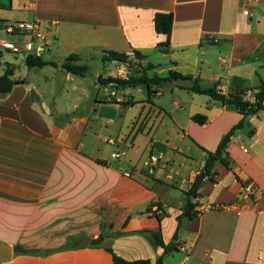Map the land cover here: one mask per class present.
Masks as SVG:
<instances>
[{
  "label": "crops",
  "instance_id": "0c3cea01",
  "mask_svg": "<svg viewBox=\"0 0 264 264\" xmlns=\"http://www.w3.org/2000/svg\"><path fill=\"white\" fill-rule=\"evenodd\" d=\"M155 14L169 15L163 33L155 32ZM24 20L38 22L50 45L43 53L48 59L40 57L56 66L27 68L36 74L24 77L17 64H25V56L13 54L15 62L6 63L11 79L22 83L0 93V243L12 248L11 260L0 264H113L107 249L150 264L160 257L163 264H264V109L243 117L167 82L150 97L138 95L143 87L124 88L138 90L117 97L109 85L105 99L117 103L105 105L116 115L104 119L97 116L103 103L96 102L102 101L89 94L120 68L103 62L104 52H135L143 67H154L149 76L172 71L201 89L244 91L242 100L251 102L264 81V0H0V35H7L6 25ZM72 53L88 71L98 62L109 72L81 77L87 89L79 100L86 106L71 116L80 101L61 110L54 97L59 87L66 96L78 86L79 76L60 68ZM161 65L172 67L157 72ZM47 94L52 97L45 99ZM126 109L136 112L124 116ZM194 115L204 116L205 124L194 122ZM241 120L226 147L229 166L215 164L213 180L204 181L197 200L238 202L239 179L253 182L254 200L239 214L218 210L183 221L177 250L163 256L144 232H160L164 244L171 243L206 152ZM156 144L165 151L155 152ZM152 156L157 161L145 165ZM97 238V245L77 247ZM16 246L25 252L15 253ZM35 252L42 255L30 254Z\"/></svg>",
  "mask_w": 264,
  "mask_h": 264
},
{
  "label": "trees",
  "instance_id": "16d2710c",
  "mask_svg": "<svg viewBox=\"0 0 264 264\" xmlns=\"http://www.w3.org/2000/svg\"><path fill=\"white\" fill-rule=\"evenodd\" d=\"M169 20V15L167 14H155L154 16V29L155 32L160 34L165 31L166 22ZM164 46L165 44H161ZM136 55L139 58L142 56L138 53ZM103 62H118V63H126L127 57L125 54H121L118 52L108 51L104 52L102 57ZM78 57L76 55L68 56L63 63H61L60 68L65 70L67 73H70L75 76L85 77L87 75L88 68L86 65H78ZM25 66L28 69L31 68H42L44 66H56L55 63L45 61L41 57L35 56H27L25 58ZM3 74L0 76V93L6 94L11 91L12 87L15 84H19L18 80H12L13 70L9 68V65L6 64L4 67ZM154 69V67L148 64L146 67H141L139 70H135V72L127 79L121 80L112 77H107L105 79H101V83L104 85L116 84L117 86L128 85L129 87H143L147 90L148 96H153L156 94V89L161 88L165 82L169 80H176L179 78H183L180 74H177L172 71H168L169 74L167 77H160L158 74H153L152 76L148 75L149 70ZM117 89V88H116ZM192 93L207 95L212 100L220 102L223 105L228 107H232L238 111L243 117H246L251 114H257L264 109V81H261L259 86L257 87L256 93L254 95V102H248L242 100L241 96L244 94V91L238 92L236 94L223 95L217 91L216 85L210 89H201L196 81H194L193 86L189 88ZM103 104H116L114 101H106L103 100ZM124 104V103H123ZM133 105V102L125 103ZM194 122L199 125H203L206 122V118L202 115H194L191 118ZM242 126V120L233 126L220 140L219 144H217V148L213 152H206V157L204 160V164L200 172L196 175L195 179L191 183V186L185 192V202L183 206L182 213L177 217V230L172 238L171 243L168 245L164 244L163 239L161 238L160 232H149L145 231V235L147 240L154 247H161L164 251L163 256L168 253L177 250V239H178V231L182 226L183 221H189L195 218L198 215L195 207L197 206V197L198 191L203 185L205 180H213L214 177V166L217 162L221 163L225 167L229 166V157L226 152V147L238 129ZM15 253H24L25 250L20 246H16L14 249ZM107 251L111 254L113 264H150L148 260H135V261H126L122 258L116 257L115 254L110 249ZM163 257H160L155 264H163Z\"/></svg>",
  "mask_w": 264,
  "mask_h": 264
},
{
  "label": "built area",
  "instance_id": "2783aa9c",
  "mask_svg": "<svg viewBox=\"0 0 264 264\" xmlns=\"http://www.w3.org/2000/svg\"><path fill=\"white\" fill-rule=\"evenodd\" d=\"M244 14H247V12L244 11ZM3 30L7 35L14 37V39L6 40L1 38L0 50L8 51L16 55H23L25 57L29 55L40 57L50 47L45 34L40 30L39 24L36 21H16L6 25ZM19 36H23L25 39L21 40L19 39ZM126 57V63L117 62L120 64V68H118L119 70L116 71L113 78L127 80L135 72V70H139L143 66L142 58H139L135 52L129 53ZM110 96L114 97L115 95L114 93H111ZM254 100V97H252L251 102H254ZM110 101L113 100L110 99ZM244 152H246L245 149ZM117 156V154H112V158H116ZM156 161L157 158L152 156L149 161L145 163V165L152 166ZM239 185L240 201L232 202L227 205H205L197 200L195 210L198 215L204 212L218 210L235 211L239 214L246 207L248 202L254 200L255 196V186L253 182L246 179H239ZM180 264H185V262L183 261Z\"/></svg>",
  "mask_w": 264,
  "mask_h": 264
},
{
  "label": "rangeland",
  "instance_id": "374dc122",
  "mask_svg": "<svg viewBox=\"0 0 264 264\" xmlns=\"http://www.w3.org/2000/svg\"><path fill=\"white\" fill-rule=\"evenodd\" d=\"M6 39V40H13L14 37H11V36H7V35H4V34H1L0 35V39ZM50 42H53V40H49ZM1 52V55H0V67H5L6 63H11V62H15L16 58L13 56V53L11 52H8V51H4V50H0ZM42 57L44 59H48L47 57V54H43ZM19 58L21 59L22 56H19ZM84 63H79L78 65H82ZM18 67H17V74L19 76H31L33 77L35 73V69H32V70H28L27 67L25 66L24 63L20 62L17 64ZM108 67H111V69H114L115 68V65L112 64V65H108ZM48 69H44L43 73H46L48 71H46ZM91 70L93 71H99L101 72L102 74L104 73L105 75L109 72L108 70H106L104 67H102V64L100 63H92V65L90 66V70L88 71V73L91 72ZM114 71V74L116 73L115 70ZM87 73V75H88ZM59 81L61 79H63L61 76L57 78ZM74 80H75V83L78 85L77 88H75V90L73 92H69L68 95L66 96H63L62 95V91H63V88H58L59 91H58V94L55 95L54 99H55V106L58 108V109H67V110H70V107H71V104L75 101H80L81 103V107L79 110H70L68 111L69 115L72 114V112H76V113H79L81 111H83V108H85L86 104L85 102L81 99V92L84 90L87 89V83H86V79H82L81 77H74ZM79 83V84H78ZM70 85V83L68 84ZM72 85V83H71ZM135 90H138V89H115V90H112L114 91L116 94H117V97H122L124 93H127V92H133ZM110 91L111 89L109 88V85H104V84H100L98 83L97 84V87L95 89H92L89 88V94L93 95V96H97V98L100 100V101H103L105 100V98L110 94ZM147 90L145 88L142 89L141 93L138 94V95H141V94H146ZM50 97H52L50 94H47L45 95V99H49ZM136 97H137V94H136ZM83 101V102H82ZM44 103V102H43ZM46 103H49L48 100H46ZM46 103H44V105H46ZM122 112L124 113V116H132L135 112H136V109L134 110H130V109H126V110H122ZM72 116V115H71ZM64 119V115L61 116L58 120H63ZM111 151V150H110Z\"/></svg>",
  "mask_w": 264,
  "mask_h": 264
},
{
  "label": "water",
  "instance_id": "95a60500",
  "mask_svg": "<svg viewBox=\"0 0 264 264\" xmlns=\"http://www.w3.org/2000/svg\"><path fill=\"white\" fill-rule=\"evenodd\" d=\"M171 67L172 65H161L156 68V71L157 72L166 71V70H169ZM166 86L168 87L179 86V87L191 88L193 86V81L190 79H184V78H179V79H176L175 81L168 80L166 83ZM110 87L112 89H116V88L124 89V88H128L129 86L128 85L117 86L116 84H111ZM34 98L37 102H39V98L37 95H34ZM42 107L46 110L45 105L43 103H42ZM115 115H116V110L112 106H109V105L103 104L97 110V116L100 118L113 119ZM164 151H165L164 146H162L161 144L155 145V152L163 153ZM101 240H102L101 238H97L96 240L84 239L81 242V244H79L77 247L84 248V247H87L89 244L97 245L101 242ZM30 254L36 255V256L42 255L41 252H35V253H30ZM11 257H12V248L8 245L0 243V263L8 262L9 260H11Z\"/></svg>",
  "mask_w": 264,
  "mask_h": 264
}]
</instances>
